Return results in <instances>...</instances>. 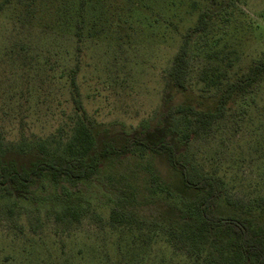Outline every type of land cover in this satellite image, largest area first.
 Listing matches in <instances>:
<instances>
[{
	"label": "rangeland",
	"instance_id": "1",
	"mask_svg": "<svg viewBox=\"0 0 264 264\" xmlns=\"http://www.w3.org/2000/svg\"><path fill=\"white\" fill-rule=\"evenodd\" d=\"M203 12L206 28L189 42L186 89L165 93L182 36ZM261 59L264 0H12L0 9V151L64 150L78 114L69 90L74 70L100 139L170 137L199 171L223 177L235 211L264 224V77L197 136H185L181 117L162 113L178 103L209 105L215 92L205 88L204 71L218 65L231 77ZM115 172L136 186L141 221L110 224L118 196L105 177ZM191 195L163 158L137 147L79 191L43 186L27 198L0 197V264H204L169 227L173 201ZM64 209L78 219L56 218ZM220 209L234 211L222 199Z\"/></svg>",
	"mask_w": 264,
	"mask_h": 264
},
{
	"label": "trees",
	"instance_id": "2",
	"mask_svg": "<svg viewBox=\"0 0 264 264\" xmlns=\"http://www.w3.org/2000/svg\"><path fill=\"white\" fill-rule=\"evenodd\" d=\"M11 1L1 0L0 9ZM207 18V13L199 14L196 24L182 36L165 76V93L186 89L189 42L196 33L205 30ZM74 72L70 71L69 90L72 106L78 114L64 150L40 155H9L0 151V197L27 198L43 186L54 189L71 186L79 191L81 184L92 182L105 166L121 162L135 148L142 147L153 156L163 158L179 176L183 189L192 193L181 202L173 201L175 220L169 227L193 247L194 260L204 264H264V224L258 223L249 210L235 211L233 203L223 197V177L215 172L199 171L168 136L153 143L137 136L115 139L104 135L100 139L98 127L88 119L82 107ZM263 77L264 59L252 62L231 77L222 66L216 65L213 72L204 71L200 77L205 88L215 92L209 105L178 103L162 113L165 118L181 117L188 128L185 136H197L221 120L231 101L250 93ZM105 178L109 189L118 196L109 211L110 224H128L132 217L141 221L142 201L136 186L119 172ZM221 199L234 211H221ZM259 208L264 209V199ZM64 217L77 220L79 213L64 209L56 215L58 219ZM143 230L145 227L140 226L139 231Z\"/></svg>",
	"mask_w": 264,
	"mask_h": 264
}]
</instances>
